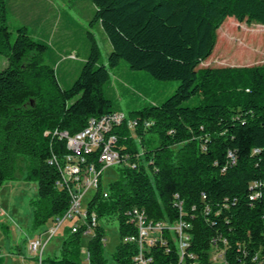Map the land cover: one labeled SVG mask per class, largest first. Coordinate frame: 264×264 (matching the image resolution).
Listing matches in <instances>:
<instances>
[{
  "label": "trees",
  "instance_id": "16d2710c",
  "mask_svg": "<svg viewBox=\"0 0 264 264\" xmlns=\"http://www.w3.org/2000/svg\"><path fill=\"white\" fill-rule=\"evenodd\" d=\"M91 1L90 24H100L111 50L106 64H98L99 49L88 32L89 53L78 77L64 88L46 57L50 49L45 42L23 26L11 40L6 1L0 0V54L7 61L0 70V187L20 178L34 183L27 235L47 226L68 205L67 192L55 186L57 168L47 162L52 153L67 150L53 130L74 134L89 117L114 111L105 93L108 68L123 60L130 69L178 85L162 102L129 112L128 118L151 121L149 126L138 127L134 135L125 128L113 130L122 151L131 157L142 151L137 167L117 165L116 177L106 183L107 195L100 186L88 203L100 221L117 222L115 264H130L136 251L133 243L121 240L134 232L123 216L132 206L144 208L153 220L188 222L187 251L198 264H211L214 242L225 249L230 264H264V185L249 199V183L264 181V64L197 67L210 56L216 29L226 17L264 25V0ZM249 31L237 51L240 58L260 54L248 45L255 38L262 42L261 31ZM253 148L259 150L253 153ZM228 149L237 158L226 166ZM175 193L182 201L181 216L173 205ZM1 227L9 238L8 225ZM82 237L64 227L42 264H83V246L88 264H106L104 226L100 223L86 241ZM27 238H21L13 254L23 256ZM168 242V252L160 245L151 248L153 264L177 263V246Z\"/></svg>",
  "mask_w": 264,
  "mask_h": 264
},
{
  "label": "rangeland",
  "instance_id": "374dc122",
  "mask_svg": "<svg viewBox=\"0 0 264 264\" xmlns=\"http://www.w3.org/2000/svg\"><path fill=\"white\" fill-rule=\"evenodd\" d=\"M5 1L7 24L12 32L11 40L14 39L17 28L22 25L31 27L29 17H39L43 7L46 8L50 38H46L42 42H45L50 49L46 57L62 87L70 86L80 73L85 61L82 58L87 57L90 48L88 32L91 33L99 49L98 64H106L111 47L100 24L98 22L90 24L95 11V6L91 0H29L35 4L33 7L30 4V8L26 9L27 11L18 10L19 8L16 7L17 0ZM233 26L234 29L231 30ZM249 30L261 31L262 42L259 43L255 38L248 45L250 51H257L260 54L255 57L250 54L248 58L244 55L240 58L237 51L240 43L245 40V36H250ZM27 34H31L30 29H28ZM70 54H77V57L72 59ZM6 63V58L0 54V70ZM256 64H264V25L253 22H238L233 17H226L216 29V42L210 56L200 62L197 67ZM108 72L110 83L105 88V93L111 101V108L121 111L127 117L131 111L151 103L162 102L173 93L178 85L177 80H158L150 76L145 70L130 69L123 60L119 62L118 66L109 67ZM116 175L117 165H114L105 170L103 180L107 182L115 178ZM35 192L34 183L21 178L7 181L0 187V252L4 256L2 264H35L26 248L23 249V256L12 253L13 250L15 251V245L20 243L22 237H30L27 235L32 213L30 200L35 196ZM92 193V191L87 193L84 203H87ZM100 223L104 226L103 255L107 260L106 264H115L111 254L120 242L117 222L100 221ZM2 225H8L9 238L3 236ZM45 227L44 225L41 229L36 230L34 234L41 233ZM62 229L50 239L44 255L56 249L63 234ZM82 239L86 241L87 237H82ZM83 264L88 263L83 262Z\"/></svg>",
  "mask_w": 264,
  "mask_h": 264
},
{
  "label": "built area",
  "instance_id": "2783aa9c",
  "mask_svg": "<svg viewBox=\"0 0 264 264\" xmlns=\"http://www.w3.org/2000/svg\"><path fill=\"white\" fill-rule=\"evenodd\" d=\"M151 123L148 120L128 118L121 111L114 110L100 117H89L85 127L74 134L66 130H53L52 135L63 139L67 150L61 155L52 153L47 158V162L57 168L58 178L55 180V186L67 192L68 205L61 214L53 217L41 233L27 238L26 249L29 256L34 258L35 264H42L48 242L61 228L68 227L72 232L79 231L83 237L87 238L94 235L100 220L93 211L88 210V203L100 186L102 195L104 197L107 195L105 186L108 181L103 180L105 170L119 164L135 168L137 167L136 159L142 155L140 151L131 157L129 153L122 151L124 146L117 147V134L113 130L120 131L125 128L134 135L138 127L145 128ZM258 150L253 148L252 152L255 153ZM226 156L228 161L226 166L236 162L237 156L232 149L227 150ZM149 162L151 163V160ZM260 185H264V181L253 180L249 183L250 200L259 195ZM90 191L93 193L87 203H84L85 196ZM173 205L181 216L182 201L177 193L173 195ZM123 216L125 224L134 228L133 233L125 234L121 239L124 243H133L136 246L130 264H153L151 248L160 245L164 247L165 252H168L169 240L175 242L177 246L176 264H198L195 255L187 251L190 225L182 218H178L173 223L166 220H153L147 216L144 208L137 206L127 208ZM102 241L104 243V238ZM222 241L225 242L224 239ZM81 252L85 262L88 263L89 254L85 246L81 248ZM210 259L211 264H230L225 256V249L215 242L212 245ZM256 260V255L251 257V262L255 263Z\"/></svg>",
  "mask_w": 264,
  "mask_h": 264
},
{
  "label": "crops",
  "instance_id": "0c3cea01",
  "mask_svg": "<svg viewBox=\"0 0 264 264\" xmlns=\"http://www.w3.org/2000/svg\"><path fill=\"white\" fill-rule=\"evenodd\" d=\"M30 4L33 7L35 3L30 2L29 0H17L16 7L19 8L18 10L21 9L22 11H27L26 9L30 8ZM46 12H47L46 8L43 7L42 14H39L40 15L39 17H31L30 18L28 16L29 17V24L31 25L32 28L29 25L28 26L22 25L23 27H25V30L27 32H28V29H30L31 34H32V35L30 34V36L32 38L39 40V41H42V40L45 41L46 38H50V27L47 24L48 15ZM36 37H39V38H36ZM75 51H76V49H75ZM70 56H71L70 58L74 59L77 57V54H70ZM82 59H85V58H82ZM31 258L34 260L33 257H31Z\"/></svg>",
  "mask_w": 264,
  "mask_h": 264
}]
</instances>
